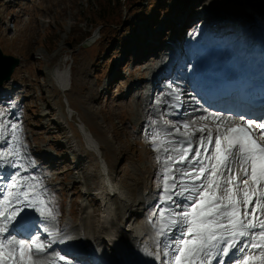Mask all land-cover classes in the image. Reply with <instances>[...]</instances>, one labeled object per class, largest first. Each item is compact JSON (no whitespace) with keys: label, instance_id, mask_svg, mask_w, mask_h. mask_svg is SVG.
Wrapping results in <instances>:
<instances>
[{"label":"rangeland","instance_id":"rangeland-1","mask_svg":"<svg viewBox=\"0 0 264 264\" xmlns=\"http://www.w3.org/2000/svg\"><path fill=\"white\" fill-rule=\"evenodd\" d=\"M174 17L175 23L172 24L170 20ZM221 17L225 18L223 29H227L220 37L224 39L223 43L240 30L250 34L247 37L250 41L259 39L261 49L264 48V0H256L252 5L246 4L245 0H0V48L6 55L20 59L12 81L0 86V111L10 124L17 125L15 134L18 139H12L9 124L8 131L0 138V151L9 153V159H16L27 170L7 164L0 169L10 172L9 178L17 171L21 177H34L20 190L27 191L30 197L43 193L41 199L55 215L54 221L46 222L41 234H47L49 229H60L66 240L76 242L66 247L73 248L78 254L80 248L84 249V255L81 254L84 260L94 259L97 255L102 259L101 264L116 263L114 256L119 258V255L109 249L117 238L111 227L115 204L109 200L112 195L102 196L111 191L116 193L117 200L128 198L133 202L135 194L132 217L136 218L149 204L154 205L160 193L157 207L144 212L137 220L131 217L125 225L128 233L140 236L137 238L142 246L137 250L142 248L141 253L146 259V251H156L154 240L156 230L161 226L160 209H171L165 215L175 216L188 210L192 200L187 201L186 197L198 198V194L191 192L176 195L171 188L165 193L166 173L169 185L190 187L193 180L185 177L184 172H191L194 177L193 162L202 161L209 168L201 178L204 182L210 174L212 161L208 158L181 161L183 154L168 156L169 149L178 152L185 145L182 139L185 130L168 129L165 120L174 116L170 109L175 104L174 86L167 84L166 80H158L152 89L163 90V98L158 102L156 92L138 91V87L146 80L151 84L150 74L158 72L155 58L165 56L167 49L178 43L177 35L192 30L203 36L202 23ZM157 30L166 32L161 49L139 52L138 48L147 36H153ZM240 42L243 41L236 40L233 46L239 48ZM194 45L204 46L202 43ZM142 53L145 56L140 58ZM148 57L154 59L152 65L146 63ZM58 68L71 73L69 91L59 88L52 75ZM147 99H152L155 104L147 107ZM162 110H166L165 115ZM176 111L179 112V108ZM202 112L198 108L195 115L188 114V121L205 116ZM206 121L198 125L205 128ZM85 134L92 137L97 153L85 142ZM154 137L158 150H154ZM166 142L170 146H166ZM99 146L114 163H110L114 174L107 190L106 186L101 187L108 169ZM13 148L19 149L18 156L11 154ZM35 152L49 159L43 157L45 160L38 162L39 155ZM199 166V163L195 164V167ZM224 179L222 177L221 181ZM28 185L38 187L29 188ZM5 187L0 190V197L5 208L9 209L17 205L14 196L9 195L15 193L16 188ZM101 190L105 192L102 195ZM217 194L223 195V192ZM168 195L173 197L175 204L165 200ZM143 196L145 205H138V199ZM34 217L38 219V214ZM86 229L93 232L91 240L84 235ZM11 235L19 239L14 229ZM41 240L50 241L51 237L45 235ZM62 247L59 242L53 244L50 249L54 252L48 249L46 260L63 264L56 256V253L68 256ZM154 261L152 257V263L158 264Z\"/></svg>","mask_w":264,"mask_h":264},{"label":"snow or ice","instance_id":"snow-or-ice-1","mask_svg":"<svg viewBox=\"0 0 264 264\" xmlns=\"http://www.w3.org/2000/svg\"><path fill=\"white\" fill-rule=\"evenodd\" d=\"M212 118L215 121L221 119L215 114H212ZM199 119L207 120L208 116H201ZM9 124L10 122L4 118L3 111H0V138H3L8 131ZM183 127L187 129L188 125L184 124ZM10 128L12 139L17 140L15 134L17 125L11 123ZM196 131L203 133L205 129L201 127ZM207 131V143L214 142L215 145V163L211 167L210 174L204 182L195 183L209 172V168L204 166L202 161H197L199 167L193 165V171L196 173L194 177L191 172H184V176L192 178L193 183L190 188L180 184L181 191L175 194L197 193L198 198L188 196L187 199L192 200L188 210L176 213L175 216L165 215L171 209H160L161 226L156 230L154 240L156 251L155 253L146 251L145 255L154 257L158 264H213L214 261L215 264H227L228 259L233 255L241 253L243 255L232 260L231 264H264V188L261 187L264 185V120L260 122L248 120L243 126L227 128L218 126L214 139L212 130ZM254 132H258L259 135L254 136ZM198 139L203 146L204 137ZM153 144L154 150H158L155 147V137ZM11 154L18 156L19 149L13 148ZM188 155L189 149L185 148L180 160H186ZM192 155L196 160L201 153L196 151ZM8 157L9 153L0 151V168L7 164L13 168L27 170L16 159ZM233 163L250 166V177L248 167H242L241 170L244 176L251 180V186L249 179L233 183L237 180V177L231 174ZM225 172L228 173L227 176ZM222 176L225 177L223 182L220 178ZM29 179L34 177H21L20 172L17 171L10 177L11 183L7 184L10 189L16 188V192L9 195L14 196L15 203L19 206L13 207L11 212H0V264H53V261L46 260L45 254L53 244L57 242L63 244L67 239L59 231H48L47 235L51 240L47 243L41 240V232L45 230L46 222L54 221L55 215L52 208L41 199L43 193L30 197L27 191L20 190ZM168 179L166 173L165 193H168L170 188H177L175 183L169 185ZM241 183L244 185L242 199L239 195ZM28 187H38V185H28ZM219 191H222L223 195H218ZM165 200L172 204L176 203L171 195L166 196ZM253 202L255 208L252 212L247 211ZM242 204L245 209L243 212ZM255 209L261 210L259 217L255 215ZM29 210L37 213L38 219L29 222L28 217L25 216L26 211ZM177 216L180 219L175 218ZM13 229H35V231L25 241L11 235ZM176 232H179V236L173 239ZM252 249L259 251L253 252ZM56 256L63 264H72L68 256L59 253H56Z\"/></svg>","mask_w":264,"mask_h":264},{"label":"bare ground","instance_id":"bare-ground-1","mask_svg":"<svg viewBox=\"0 0 264 264\" xmlns=\"http://www.w3.org/2000/svg\"><path fill=\"white\" fill-rule=\"evenodd\" d=\"M256 2V0H245V3L246 4H248V5H252V4H254ZM173 19H175V17L174 18H172L170 21H172V24H174L175 22L173 21ZM225 18L224 17H221L220 19H214V21H216L217 23H219V25L217 26V29H216V31L214 32V34L217 36V37H220V36H222V35H224V34H222L221 33V31H223V27L224 26H220L221 24H222V21L224 20ZM177 21H180L181 19H176ZM169 24V23H168ZM159 32V33H158ZM181 33H183V32H181ZM192 35H194V33L192 34ZM226 35V34H225ZM165 37H166V32L165 33H163V31H160V30H157V31H154V33H153V36H147V39L144 41V43L142 44V45H140V47L141 46H143L142 48H138V51L139 52H145V53H147V51L145 50V49H150V51H153L154 49H156L157 47H158V49H161V47H160V45H162L163 43H164V41H165ZM247 37H249V35H246V34H244L243 32H241L240 30H237V31H235V35H234V37L232 38V39H230V41H228V43H230V42H235L236 41V39H241L243 42L245 41V40H248V38ZM252 39H256V40H258L257 38H252ZM252 41V40H251ZM259 42H255L254 41V45L253 46H256L257 44H258ZM182 51L184 52V49L182 50V47L180 48V49H178L177 50V55L174 57V59L171 61V63L169 64V68H171L172 66H173V64H176V63H178V60L176 59V58H178V55L180 54V53H182ZM216 51V50H215ZM213 49H211V50H209V52L206 54V58H208L209 56H212L213 54H216V53H214L215 52ZM234 52V51H233ZM140 55V58L141 57H144L145 56V54H139ZM208 56V57H207ZM260 57V59H262V58H264V52H262V54L261 53H259V54H257V56H256V58H259ZM188 57H187V55H185V59H184V61H186V62H188ZM154 59L153 58H146L145 59V61H146V63L147 64H150V65H152L151 64V62L153 61ZM144 61V62H145ZM155 61H157V64H159V63H161L162 61H163V57H156L155 58ZM175 61V62H174ZM189 64V63H188ZM247 65V62L244 64V66H246ZM173 68V67H172ZM175 69V68H174ZM77 71V73H79V71L78 70H76ZM175 71H176V69H175ZM164 71H160V72H158L157 73V75L155 76V74H153L152 73V80H155V81H157L160 77H161V75H162V73H163ZM52 75H53V77L55 78V80H56V82L62 87V90H64V91H69L70 90V88H69V85H71V82H70V80H71V73L68 71V70H66V69H56V70H54L53 72H52ZM149 81L148 80H146L145 81V83L141 86V87H138V91H140V90H143V89H146V91L147 92H149V93H151L152 94V88L154 87L153 85H150L149 83H148ZM71 87V86H70ZM69 89V90H68ZM179 92H181L182 94H183V96L180 98V100L178 101H176V99H175V104L176 105H178V108H179V110H182V109H187V112L186 113H183L182 112V115H180V116H170L169 118H166L165 120H166V122L169 124L168 125V129H175V128H183L184 130H185V133L184 134H186L187 133V130L183 127V125L184 124H187L188 125V127H190V124H191V121L189 120L188 121V114L189 115H195L194 114V112L197 110V102H198V100L195 98V99H192V97L190 96V95H184L186 92H184V90H180ZM150 94V95H151ZM239 94H236L235 96H238ZM163 98V95H162V93L159 91L158 92V94H157V97H156V101L158 102V101H160L161 99ZM153 104H155L153 101H152V99H147V103H146V106L148 107V106H151V105H153ZM70 107V106H69ZM170 108V107H169ZM151 109V108H150ZM170 109H172V107L170 108ZM161 113H162V115H165V113H166V110H162L161 111ZM16 116V115H15ZM205 116H208V121H206V123L207 124H212V122H215V124H213V127L214 128H217L218 127V124L222 121V120H224V119H220L219 121H215V120H213V118L210 116V114H208V115H205ZM200 118V116H196V118H194V122H196L197 124H203V123H205L204 121L205 120H201V119H199ZM16 119H18V118H16ZM183 122V123H182ZM223 123H221L220 124V126L222 125ZM200 125H198V127H196V129L197 128H201V127H199ZM196 129H195V131H196ZM205 129V128H204ZM208 129H205V131L203 132V133H201V132H197L196 131V133H195V135H192V137L193 136H198V137H201V136H204V135H206V141H207V135H208V131H207ZM89 133L91 134V130H89ZM216 135H217V133H216ZM86 136L88 137V138H90V142H89V144L91 145V146H95V144H93V141H92V137L91 136H89V135H87L86 134ZM169 142L170 143H172L173 142V140L171 139V138H169ZM98 144V143H97ZM106 146L105 147H107L108 148V150H110V147H108L107 146V144H105ZM166 146H170L169 145V143L168 142H166V144H165ZM103 147H101V146H99V150H103L102 149ZM184 149H185V146L184 147H181V148H179V151L177 152V151H174V150H172V152L170 151V149L167 151L168 153H167V155L168 156H174L175 157V155L177 156V155H182L183 153H184ZM178 153H181V154H178ZM34 154V153H33ZM36 155H39L38 157H37V161L38 162H40V160L41 159H44L45 160V158H47V157H45V156H40V153L39 154H36ZM166 156V155H165ZM43 157H45V158H43ZM189 157H191V154L189 155ZM101 158L105 161V164L107 165V169L108 170H106V171H108V174H107V176L106 177H104V181H103V183L101 184V187L102 188H104L105 186H106V183L105 182H110L111 180H110V177L111 176H113V174H114V167L113 166H110V163L111 164H114V163H112V161H110L109 160V158H108V154H105L103 151H102V154H101ZM47 159H49V158H47ZM189 159V158H188ZM49 161H52L53 162V160L52 159H50ZM187 161V160H186ZM186 161H185V164H186ZM190 161V160H189ZM188 164H191V163H188ZM195 165V164H194ZM189 166V165H188ZM232 172H231V174L232 173H234L235 172V176L236 177H242L243 179L245 178V179H249V177H250V175H251V172L249 171V177H245L244 176V173H243V171L241 170L242 169V167H248L249 168V170H250V166H247V165H245V166H241L239 163H233L232 165ZM78 167V166H77ZM184 167V166H183ZM186 168H187V166H185ZM185 168V169H186ZM189 168V167H188ZM187 168V169H188ZM190 168H191V166H190ZM180 169V168H179ZM182 169H184V168H182ZM193 170V169H192ZM164 171V170H163ZM123 172V171H122ZM176 173V172H175ZM117 175H118V173H117ZM171 175V174H170ZM183 174H181V176H182ZM218 175H219V173H218ZM0 176L1 177H3L1 180H0V186L1 187H5V186H7V184H8V182H9V180H10V178H9V176H10V172H8V171H5V170H2V169H0ZM123 176L125 177V175H124V173H123ZM192 176H193V174H192ZM234 176V175H233ZM120 177V176H119ZM172 177V176H171ZM183 177V176H182ZM141 178V177H140ZM190 179V178H189ZM192 179V178H191ZM191 179H190V181H191ZM121 180V179H120ZM240 181H243V180H236V181H234L233 183L235 184V183H238V182H240ZM171 182V181H170ZM184 182V181H183ZM183 182H181V183H183ZM202 181L201 180H199V181H195V183H197V184H199V183H201ZM180 184V183H179ZM110 186H111V183H110ZM249 186H251V180L249 179ZM189 187V186H188ZM190 187H191V185H190ZM189 187V188H190ZM243 187H244V185L243 184H240V191H239V195H240V197H241V199H242V189H243ZM262 188H264V185H262L261 186ZM6 188V187H5ZM108 189V185L106 186V190ZM145 188H143V190H144ZM178 190H180V187L179 186H177V188H176V191H178ZM96 191V190H95ZM100 193H101V195L103 194V193H105L103 190H101V191H99ZM111 192V191H110ZM109 191H107V193L106 194H104L103 196H102V198L103 197H105V196H107V194H108V196L110 197L111 195V197H110V199L109 200H111V201H113L112 203H114L115 204V207H114V214L112 215V217H111V227H113V229H115V233H116V235H117V238L114 240L116 243L114 244V241H113V243L112 244H110L111 246H110V250H112V252L114 253H116L115 255H119V258L121 259H119L118 258V256H114V258H117L116 260V263H114V262H112V264H153L152 263V257L151 256H148V258L146 259L143 255H142V253H141V249L142 248H140V249H138L137 250V248H139V247H141L142 246V244H141V242H140V240L138 239L139 237H138V235L136 236V235H133L132 233H128L127 231V229L125 228V225H128V224H126L127 222H130L129 220L130 219H132V218H135V217H132V216H134V206L136 205V198H135V194H133V202H132V200H130V199H128V198H126V199H124V200H122V201H120V200H117L116 199V193H114V194H112V193H110ZM195 194H197V193H195ZM89 195H90V193H89ZM185 195H186V193H185ZM115 196V197H114ZM160 199V193H158V195H157V199L154 201V205L152 206V205H148L143 211H142V213H140V214H137L136 215V218H135V220H137V218H140L141 216H143L144 215V212H151V210H152V208L155 206V207H157V204H158V200ZM183 200H184V198H182ZM186 199H187V197H186ZM190 199H187V201H189ZM138 201H139V204L138 205H143L144 204V202H146V198L143 196L142 197V199H138ZM106 204V203H105ZM169 204V203H168ZM145 205V204H144ZM171 205V204H170ZM19 205H17V206H15V207H18ZM169 206V205H168ZM241 208L243 209V210H245L244 209V206H243V204L241 205ZM253 208H255V203L253 202V204L250 206V208L248 207V209H247V211H250V212H252V210H253ZM13 208H5V204H3V205H1L0 206V212H4V211H7V212H9V211H11ZM138 210V209H137ZM260 212H261V210L260 209H255V215L257 216V217H259V215H260ZM74 213V212H73ZM137 213V212H136ZM129 214V215H128ZM132 217V218H131ZM159 217V216H158ZM177 218V217H176ZM252 217H249V219H251ZM61 219V218H60ZM179 219V218H178ZM56 231H60V229H56ZM106 231H108L107 229H106ZM81 232H82V230H81ZM110 232V231H109ZM92 234H93V232H92V230H90V229H86V231H85V233H84V235L86 236V238H88V240H91L90 238H94V237H92ZM99 235V233L97 232V234H96V236H98ZM107 235V234H106ZM108 235H110L109 233H108ZM146 236V235H145ZM138 237V238H137ZM26 238H28V237H26ZM107 238V237H106ZM147 238V237H146ZM142 239V238H141ZM68 241V243H70V245H73V244H76V242H74L73 240H67ZM47 242H49V241H46V243ZM81 252H80V254H82V255H84V249H82V248H80L79 249ZM252 250H255V252H256V249H252ZM83 251V252H82ZM259 251V250H258ZM257 251V252H258ZM49 252H54L53 251V249H49ZM76 252H78V251H76ZM111 252V253H112ZM75 253V251L73 250V252L71 253V254H74ZM153 253H155V251L153 252ZM55 255V254H54ZM111 258H112V256H111ZM110 258V259H111ZM127 258H129V259H127ZM82 259H83V256H78V260L76 261V260H74V259H71L73 262H78L79 264L81 263V264H83V261H82ZM109 259V260H110ZM153 259H154V257H153ZM155 260V259H154ZM100 261H101V257L100 256H98V259H96V260H93V262H91V261H88V262H86L87 264H98V263H100ZM156 261V260H155ZM230 262H228V264H229ZM214 264H215V262H214Z\"/></svg>","mask_w":264,"mask_h":264},{"label":"water","instance_id":"water-1","mask_svg":"<svg viewBox=\"0 0 264 264\" xmlns=\"http://www.w3.org/2000/svg\"><path fill=\"white\" fill-rule=\"evenodd\" d=\"M20 64V59L12 55H6L0 48V86L8 82L15 68Z\"/></svg>","mask_w":264,"mask_h":264},{"label":"trees","instance_id":"trees-1","mask_svg":"<svg viewBox=\"0 0 264 264\" xmlns=\"http://www.w3.org/2000/svg\"><path fill=\"white\" fill-rule=\"evenodd\" d=\"M117 1H120V0H117ZM113 2V1H112Z\"/></svg>","mask_w":264,"mask_h":264}]
</instances>
